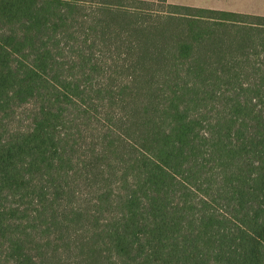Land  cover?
Instances as JSON below:
<instances>
[{"label":"trees","instance_id":"obj_1","mask_svg":"<svg viewBox=\"0 0 264 264\" xmlns=\"http://www.w3.org/2000/svg\"><path fill=\"white\" fill-rule=\"evenodd\" d=\"M0 264H264V15L0 0Z\"/></svg>","mask_w":264,"mask_h":264},{"label":"rangeland","instance_id":"obj_2","mask_svg":"<svg viewBox=\"0 0 264 264\" xmlns=\"http://www.w3.org/2000/svg\"><path fill=\"white\" fill-rule=\"evenodd\" d=\"M182 2L205 3L206 5L202 6L264 15V0H186Z\"/></svg>","mask_w":264,"mask_h":264},{"label":"crops","instance_id":"obj_3","mask_svg":"<svg viewBox=\"0 0 264 264\" xmlns=\"http://www.w3.org/2000/svg\"><path fill=\"white\" fill-rule=\"evenodd\" d=\"M182 1H186V0H168V2L170 3H174V4H184V5H192V6H202V5H206L205 3H195V2H182ZM189 1H194V0H189ZM202 7H206V6H202ZM253 14H258V13H253Z\"/></svg>","mask_w":264,"mask_h":264}]
</instances>
